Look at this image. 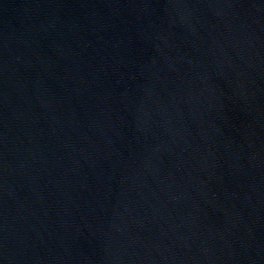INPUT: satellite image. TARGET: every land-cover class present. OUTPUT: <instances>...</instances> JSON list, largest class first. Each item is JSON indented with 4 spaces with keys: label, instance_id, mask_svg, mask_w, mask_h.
Wrapping results in <instances>:
<instances>
[{
    "label": "water",
    "instance_id": "obj_1",
    "mask_svg": "<svg viewBox=\"0 0 264 264\" xmlns=\"http://www.w3.org/2000/svg\"><path fill=\"white\" fill-rule=\"evenodd\" d=\"M0 264H264V0H0Z\"/></svg>",
    "mask_w": 264,
    "mask_h": 264
}]
</instances>
